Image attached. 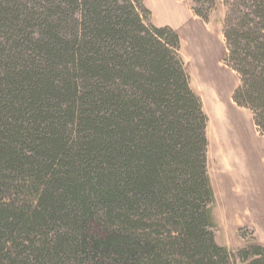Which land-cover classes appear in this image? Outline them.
I'll list each match as a JSON object with an SVG mask.
<instances>
[{"label": "trees", "instance_id": "obj_1", "mask_svg": "<svg viewBox=\"0 0 264 264\" xmlns=\"http://www.w3.org/2000/svg\"><path fill=\"white\" fill-rule=\"evenodd\" d=\"M227 8L233 101L264 135V0ZM142 0H0V264H264L215 238L207 117Z\"/></svg>", "mask_w": 264, "mask_h": 264}, {"label": "rangeland", "instance_id": "obj_2", "mask_svg": "<svg viewBox=\"0 0 264 264\" xmlns=\"http://www.w3.org/2000/svg\"><path fill=\"white\" fill-rule=\"evenodd\" d=\"M175 1L190 12L176 28L154 23L155 16L163 21L173 18L172 10L161 8L159 0L142 3L149 12L147 23L168 26L178 34V55L207 117L206 160L214 193L216 241L231 250L251 240L264 247V135L254 124L253 113L232 99L239 78L224 60L227 8L219 1L202 19L193 13L190 2ZM173 10L175 18H181L180 9Z\"/></svg>", "mask_w": 264, "mask_h": 264}, {"label": "crops", "instance_id": "obj_3", "mask_svg": "<svg viewBox=\"0 0 264 264\" xmlns=\"http://www.w3.org/2000/svg\"><path fill=\"white\" fill-rule=\"evenodd\" d=\"M180 4H178V2H176L175 0H159V5H160V7L161 8H165V7H167L168 8V10H169V12H170V9L172 10L171 12H170V15L173 17V18H171L169 21H163V20H157L156 19V16L153 18V21H154V23L156 24V25H165V24H168V25H170L171 27H173V28H176V27H178L179 25V21L181 22V20H183L184 18H185V15L187 16L186 17V19L188 18L189 19V17H190V12H188L186 9H185V7H184V5L183 4H181V2H179ZM159 5L157 6V7H159ZM172 7V8H171ZM173 8H175V9H180V14H181V18H179V19H176L175 18V12H174V10H173ZM175 13V14H174ZM183 18V19H182ZM176 20H177V22H176ZM178 25V26H177Z\"/></svg>", "mask_w": 264, "mask_h": 264}, {"label": "bare ground", "instance_id": "obj_4", "mask_svg": "<svg viewBox=\"0 0 264 264\" xmlns=\"http://www.w3.org/2000/svg\"><path fill=\"white\" fill-rule=\"evenodd\" d=\"M240 133H241V131H240ZM226 141H227V139H226ZM228 142V141H227Z\"/></svg>", "mask_w": 264, "mask_h": 264}]
</instances>
